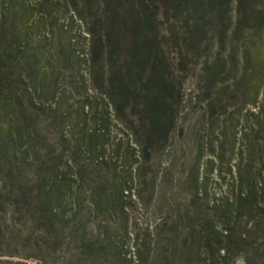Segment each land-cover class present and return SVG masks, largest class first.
Returning <instances> with one entry per match:
<instances>
[{"label": "trees", "instance_id": "obj_1", "mask_svg": "<svg viewBox=\"0 0 264 264\" xmlns=\"http://www.w3.org/2000/svg\"><path fill=\"white\" fill-rule=\"evenodd\" d=\"M192 54L209 133L172 254L229 264L224 246H264V0H0V231L19 217L84 238L83 203L123 213L133 188L166 184ZM229 107L226 158L214 141Z\"/></svg>", "mask_w": 264, "mask_h": 264}, {"label": "rangeland", "instance_id": "obj_2", "mask_svg": "<svg viewBox=\"0 0 264 264\" xmlns=\"http://www.w3.org/2000/svg\"><path fill=\"white\" fill-rule=\"evenodd\" d=\"M170 51L174 55V49ZM203 61L204 57L191 55V75L183 87L179 126L159 165L160 176L170 159L175 162L174 173H169L167 183L161 185V179L157 185L151 181L144 183L139 186V193L133 188L131 201L126 203L123 213L89 212V203H83L79 218L84 226L78 233H84V238L65 233L56 242L53 234L36 228L31 220L8 219L0 231V264H189L187 252L172 254L175 246H169L168 237L178 219L179 208L183 211L189 206L184 174L198 152L199 143L206 141L209 133L206 108L198 99V93L206 91L198 79ZM234 110L229 107L221 113L215 127V148L224 152L226 158L231 155L234 133L240 135ZM208 152L205 149L203 160ZM234 158L225 164L234 165ZM183 234L186 236V228ZM263 254L264 246H224L220 252L229 264H261Z\"/></svg>", "mask_w": 264, "mask_h": 264}]
</instances>
